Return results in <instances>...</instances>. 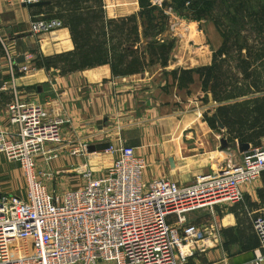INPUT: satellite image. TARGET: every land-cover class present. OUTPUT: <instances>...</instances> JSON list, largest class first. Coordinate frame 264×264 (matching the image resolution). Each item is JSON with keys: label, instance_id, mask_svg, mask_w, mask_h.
<instances>
[{"label": "built area", "instance_id": "2783aa9c", "mask_svg": "<svg viewBox=\"0 0 264 264\" xmlns=\"http://www.w3.org/2000/svg\"><path fill=\"white\" fill-rule=\"evenodd\" d=\"M29 27L41 34L61 23L35 19ZM30 57L19 72L28 71ZM10 72L14 76L12 62ZM6 110L12 130L0 131V153L19 164L26 187L24 196L0 197V264H189L203 239L219 229L216 219L197 225L188 214L210 209L217 215L242 199V184L264 174L261 144L243 152L239 163L198 174L188 184L167 177L145 181L147 164L130 146L110 144L104 150L109 164L94 167L87 147L96 140L65 141V120L36 96H15ZM63 152L85 162L81 178L57 197L48 187L57 173L44 172L38 159L48 163ZM252 225L259 246L243 264H264V205Z\"/></svg>", "mask_w": 264, "mask_h": 264}, {"label": "crops", "instance_id": "0c3cea01", "mask_svg": "<svg viewBox=\"0 0 264 264\" xmlns=\"http://www.w3.org/2000/svg\"><path fill=\"white\" fill-rule=\"evenodd\" d=\"M29 8L30 5H24L19 0H0V131L12 130L8 122L7 104L15 96L24 98L35 96L32 87L37 83V98L50 108L54 115L65 120L63 124L65 141L75 142L94 138L96 142H100L103 141L101 137L104 135L105 141L114 147H133L147 164L144 171L145 181L167 177L180 184H188L198 174L212 172L220 166L235 163L232 162L233 159L238 157L237 154H242L239 150L233 152L231 149L228 155L226 149H217L216 144L218 142L220 145L222 139H226L227 144L230 143L232 147L237 139L230 141L226 127L218 117L217 119L213 117V114H216V105L210 110L211 116L216 120V128H211L204 117L200 121V128L206 133L201 141L208 146L204 153L197 152L198 140L186 139L187 142H184L181 139L182 131L187 129L184 128L177 138L170 140L164 138L165 136L154 127L156 121L163 119H166L169 125L177 126L179 120L173 116L177 114L174 105L205 95L198 75H194V82L189 88L179 89L171 76L165 75L164 72L209 64L211 53L205 61L193 57L190 61L182 63L180 55V58L174 56L173 52L165 68L160 65L148 66L141 73L127 76H112L108 65H100L68 75H60L55 69L45 71L34 68L30 75H17L11 79L9 57L12 60L16 58V65L19 66L21 61L22 64L26 61V54L31 55L28 64L31 63L34 58L33 51L51 55L73 48L69 31L65 27L47 33H32L30 21L40 18L33 17ZM20 87L22 88L19 89ZM211 101L213 99L209 93L206 104L204 103L209 104L208 109ZM166 112L165 118L163 114ZM190 131L183 138L193 136L191 134H194V131ZM172 133L175 134V131H169V135ZM261 143H264V137L261 138ZM43 160L38 159V166L44 172L57 174L61 172L67 175L75 174L79 166L85 162L84 157L70 156L68 152H63L57 159H52L48 163ZM65 179L68 186L76 183L73 182L74 176ZM25 187V176L19 164L8 161L3 153H0V194L24 196ZM240 187L243 191L241 200L226 203L222 210L217 211V215L208 213L203 219L191 221L201 225L216 219L219 230L218 233L203 239L201 248L197 247L194 254L189 257L190 264H243L254 258L258 247L243 250L240 242L230 244L228 249L223 246L225 237L222 230L227 228H232V232L238 236L241 234V241L246 244V237L255 234L253 219L264 205L263 199L259 196L260 190L264 187L261 176Z\"/></svg>", "mask_w": 264, "mask_h": 264}, {"label": "trees", "instance_id": "16d2710c", "mask_svg": "<svg viewBox=\"0 0 264 264\" xmlns=\"http://www.w3.org/2000/svg\"><path fill=\"white\" fill-rule=\"evenodd\" d=\"M30 6L32 16L55 19L69 31L73 48L43 55L33 51L32 68L58 70L60 75L108 65L112 76L143 72L148 66L165 68L174 48L165 40L166 8L193 19L207 18L221 34L209 64L164 72L179 89H187L198 75L203 101L210 93L216 115L226 127L230 141L240 139L258 147L264 137V0H137V14L109 17L104 0H43ZM18 72L17 75H22ZM211 128L216 120L203 113ZM264 184V174L261 175ZM264 187L259 196L264 202ZM232 208V207H231ZM223 229V246L240 242L243 250L259 246L253 233L246 237ZM244 242V243H245ZM190 264V263H189Z\"/></svg>", "mask_w": 264, "mask_h": 264}, {"label": "rangeland", "instance_id": "374dc122", "mask_svg": "<svg viewBox=\"0 0 264 264\" xmlns=\"http://www.w3.org/2000/svg\"><path fill=\"white\" fill-rule=\"evenodd\" d=\"M160 2L161 0H156L157 4H159ZM104 3L107 9V15L109 14L125 15L132 13L137 14L138 12L137 0H104ZM165 12L168 16V19H167L166 30L162 35L165 40L173 39L174 41V48L171 52V57L173 55L172 53L174 52L175 53L174 56L179 57L180 55V57L182 58V63H186L190 61L191 59H193V57L205 61L209 57L210 53L212 55L213 51L221 43V34L209 19L201 18L196 20L187 17L186 15L180 13L177 10L171 9L170 7L166 8ZM37 17L40 19L42 18L41 16H37ZM177 57H174V59H176ZM15 61H17L16 58L12 60L9 57L8 59L9 67L11 62L14 64V72H13L14 76H12L11 72L9 73L11 79L13 77H17V73L19 72ZM20 64H22V61ZM28 67H29L28 71L26 72L24 71L23 75H30L32 73L31 71L34 70V68L31 67V63L29 64ZM36 86L37 83H35L32 87L33 88L32 92L35 96L38 93ZM21 88L22 87H20L19 89ZM202 98L203 96L201 98H193V100L189 102H185V103L183 102L182 104L174 105L176 106L175 109L177 114L173 116H175L177 120H179L178 125L177 126L169 125L167 123V120L163 119L155 122L156 126L154 127L156 131L163 134L165 136L164 138H169L171 140V138H177V135L180 134V132L185 128L187 130L182 131L181 139L184 142H187V140L189 141L198 140L199 149L197 150V152L204 153L205 150H208V146L203 141H201L202 137L206 133L205 132L203 133V131L201 130L200 121H202L203 113L205 111H208V115L211 116L210 110L214 109V105H216V103L214 101H211V104L209 106L210 109H208L207 107L209 104L205 105L206 102L203 101ZM163 115L166 118L167 112L164 113ZM188 121L190 124L188 123ZM173 130L175 131V134L172 133V135H169V131H173ZM190 130L194 131V134H191L193 136H190L189 138H183V136H185L187 132H191ZM101 140L105 141L106 137L103 135L101 137ZM216 146H218L217 149L218 148L226 149L228 155H230L229 152L232 151L231 149H233V152L234 150L235 151L239 150L236 141L235 144H233V147L230 143L229 144L226 143L225 145H222L220 143L219 145L218 142ZM237 155L238 157L236 159H233L232 161L235 162L233 164L239 163L242 158V154H237ZM110 159L111 157L104 151H94L90 154V161L94 162L93 165H95L94 167L96 168L106 166L107 164H109ZM54 176L55 178L53 179V182L49 183L48 187L50 186L49 189L52 190L57 197H61L63 192L67 188L72 187L70 185L68 186V183H66L67 180L65 178H68L69 176L70 177L74 176L73 182H77L81 178V174L78 173V171L77 173L70 175L59 172V174H55ZM61 182H64V184H60ZM208 213H210V209H201L191 212L187 216V221L191 222L197 219H203Z\"/></svg>", "mask_w": 264, "mask_h": 264}, {"label": "water", "instance_id": "95a60500", "mask_svg": "<svg viewBox=\"0 0 264 264\" xmlns=\"http://www.w3.org/2000/svg\"><path fill=\"white\" fill-rule=\"evenodd\" d=\"M46 3H48V1L41 0V1H37L35 3L30 4V6L43 5V4H46ZM39 91H40V89H39ZM213 117L215 119H217L216 114H213ZM218 124H219L220 127H222V124L219 121H218ZM221 143L223 145H225L227 143V140L226 139H222ZM236 143H237L239 151L242 152V153L247 151L250 148V145L248 143H242L240 139H237ZM109 147H110V143L108 141H100V142H96V143H93V144H89L88 147H87V150H88V152L104 151V150H107ZM0 197H1V194H0Z\"/></svg>", "mask_w": 264, "mask_h": 264}]
</instances>
